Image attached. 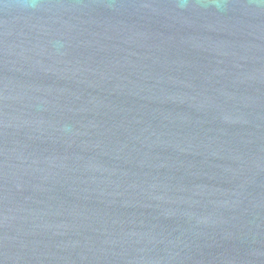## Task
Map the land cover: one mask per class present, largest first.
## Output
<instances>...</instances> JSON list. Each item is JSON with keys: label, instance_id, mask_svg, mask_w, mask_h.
Returning a JSON list of instances; mask_svg holds the SVG:
<instances>
[{"label": "water", "instance_id": "95a60500", "mask_svg": "<svg viewBox=\"0 0 264 264\" xmlns=\"http://www.w3.org/2000/svg\"><path fill=\"white\" fill-rule=\"evenodd\" d=\"M0 264H264V0H0Z\"/></svg>", "mask_w": 264, "mask_h": 264}]
</instances>
